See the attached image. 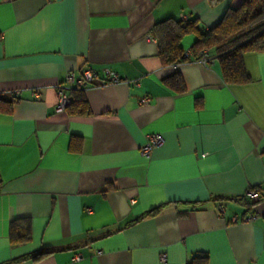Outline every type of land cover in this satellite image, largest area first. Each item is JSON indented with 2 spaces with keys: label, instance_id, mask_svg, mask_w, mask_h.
<instances>
[{
  "label": "crops",
  "instance_id": "crops-1",
  "mask_svg": "<svg viewBox=\"0 0 264 264\" xmlns=\"http://www.w3.org/2000/svg\"><path fill=\"white\" fill-rule=\"evenodd\" d=\"M241 1L0 0V96L18 91L0 110V264H264V52L243 55L248 83L227 84L214 49L163 66L151 30L209 29ZM84 65L89 113L55 112L57 84ZM174 71L182 92L162 81ZM151 133L163 141L145 157ZM13 222L28 240L11 241Z\"/></svg>",
  "mask_w": 264,
  "mask_h": 264
},
{
  "label": "trees",
  "instance_id": "trees-1",
  "mask_svg": "<svg viewBox=\"0 0 264 264\" xmlns=\"http://www.w3.org/2000/svg\"><path fill=\"white\" fill-rule=\"evenodd\" d=\"M152 34L157 40L158 57L163 66L181 63L191 59L183 55L180 42L185 35L194 34L195 41L191 45L192 56L197 58L201 50L214 49L219 53L218 60L222 78L227 84H245L251 78L243 64V55L251 52H264V0H242L236 7L225 10L221 19L209 29L200 30L197 19L165 18L152 26ZM163 83L176 92L185 89L178 71L162 79ZM70 101L65 108L69 114L85 115L89 107L82 88H72ZM10 100L0 96V110L9 109L16 95L10 94ZM255 190V187L249 190ZM253 205L259 198L249 199ZM156 209L147 214L154 213ZM22 226L11 223L9 236L13 242H23L30 237V227L27 222ZM47 251L34 254L32 260L47 255ZM189 264H207V257L195 256Z\"/></svg>",
  "mask_w": 264,
  "mask_h": 264
},
{
  "label": "built area",
  "instance_id": "built-area-1",
  "mask_svg": "<svg viewBox=\"0 0 264 264\" xmlns=\"http://www.w3.org/2000/svg\"><path fill=\"white\" fill-rule=\"evenodd\" d=\"M183 55L186 57H191L192 52L190 49L183 50ZM197 62L206 65L211 61V57L208 54L206 49L200 51L199 56L196 58ZM178 64V63H176ZM172 64V65H176ZM104 79L101 81L102 83H114L119 81V77L117 74L109 69H104ZM97 79L96 73L88 66H82L77 75L67 74L64 78V81L61 84H57V103L55 106V112H62L65 111L66 106L68 105L70 98L66 93V90L70 88H84L87 84L93 83ZM12 94H18V91H12ZM38 97V94H36ZM148 98H142L141 103L146 104L148 103ZM163 141V138L158 133H151L148 134L146 137L145 142L139 148L140 154L145 157H149L151 152L158 147ZM246 195L249 199H256L258 194L255 190H248ZM89 211V209H87ZM256 218V215L251 214L247 217H244L242 220L245 222H250ZM235 220V218H233ZM81 255L79 253L74 255V260H79ZM160 262H166V255L163 253L159 256Z\"/></svg>",
  "mask_w": 264,
  "mask_h": 264
}]
</instances>
